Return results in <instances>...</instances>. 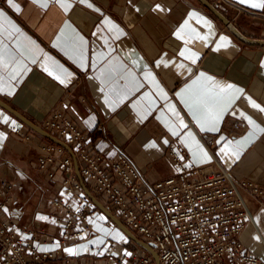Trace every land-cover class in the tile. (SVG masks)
Here are the masks:
<instances>
[{"label": "crops", "instance_id": "crops-1", "mask_svg": "<svg viewBox=\"0 0 264 264\" xmlns=\"http://www.w3.org/2000/svg\"><path fill=\"white\" fill-rule=\"evenodd\" d=\"M209 1L245 34L264 38V8L252 7L261 0H233L242 7L238 14ZM0 13V99L16 111L40 124L61 107L96 151L125 148L150 181L175 174L167 152L175 137L201 164L213 160L202 136L214 138V154L235 177L264 184V112L252 107L264 108V46L242 41L201 0H0ZM213 84L234 86L231 103L218 102ZM14 124L29 127L36 141L54 140L0 103V159L19 173L13 195L24 211L18 218L23 223L34 215L47 240L60 235L50 217L49 197L57 190L38 169L36 145L12 131ZM107 217L100 209L98 234L65 246L64 255L101 259L103 236L118 240Z\"/></svg>", "mask_w": 264, "mask_h": 264}, {"label": "built area", "instance_id": "built-area-1", "mask_svg": "<svg viewBox=\"0 0 264 264\" xmlns=\"http://www.w3.org/2000/svg\"><path fill=\"white\" fill-rule=\"evenodd\" d=\"M216 3L235 14L242 8L233 0ZM39 125L59 135L74 153L51 140L36 141L27 126H11L36 145L38 169L57 190L49 197L50 217L60 226V235L47 240L59 244L41 247L47 241L42 235L45 228L34 215L20 221L24 203L13 195L19 173L12 162L0 159V264H264V256L244 237L254 230L264 244L258 219V211L264 212V184L235 177L214 154V138L208 142L202 136L213 160L201 164L193 160L181 137H175L167 148L175 174L150 181L125 148L112 155L96 151L90 136L61 107ZM86 188L102 197L137 236L152 242L158 260L143 246H124L111 235L103 236L101 259L75 261L64 255L65 246L98 234L94 221L100 208ZM41 193L48 196L47 188L42 186ZM104 224L111 227L113 220L107 217Z\"/></svg>", "mask_w": 264, "mask_h": 264}, {"label": "water", "instance_id": "water-1", "mask_svg": "<svg viewBox=\"0 0 264 264\" xmlns=\"http://www.w3.org/2000/svg\"><path fill=\"white\" fill-rule=\"evenodd\" d=\"M213 13H215L225 24L226 26L242 41L254 44V45H263L264 46V38L259 37H252L247 34H245L243 31H241L232 20L226 16L214 3H212L209 0H201ZM0 103L4 105L5 107L11 109L14 111L19 117H21L24 121H26L29 125H31L34 129H36L41 134L45 135L46 137H49L50 139H53L54 141H57L59 143L65 144L63 141L58 139L54 134L49 132L48 130L41 127L39 124L33 122L26 116H24L22 113L16 111L13 109L9 104H7L5 101L0 99ZM77 172L79 173L78 169ZM87 192L92 197L94 203L102 210L104 211L117 225L118 227L124 231L132 240L137 242L139 245L143 246L145 249H147L150 253H152L155 258L158 260V255L156 250L153 247L152 242H147L143 239H141L139 236H137L129 227H127L124 222L116 215L114 214L100 199H98L97 196H95L88 188H86Z\"/></svg>", "mask_w": 264, "mask_h": 264}, {"label": "snow or ice", "instance_id": "snow-or-ice-1", "mask_svg": "<svg viewBox=\"0 0 264 264\" xmlns=\"http://www.w3.org/2000/svg\"><path fill=\"white\" fill-rule=\"evenodd\" d=\"M9 2L11 3V0H9ZM34 2L39 3L40 0H34ZM247 2H248V0H240V3H247ZM89 7H91V5H89ZM157 7L159 8V5ZM252 7L264 8V0H261V2L252 3ZM2 16H3V13H0V17H2ZM181 55H183V53H181ZM49 74L51 75V73H49ZM57 79H59V77H57ZM60 82L64 83L63 80H61ZM213 88L218 89L219 95L217 96V100H218L219 103H222L223 106H227V104L231 103L232 95H229V94L230 93H234L236 91L234 89L233 85L228 84L226 86H222V85H219V84H213ZM252 107L255 108V109H258L261 112H264V108H262L259 104H256L255 102H252ZM249 123L250 124H254V121H251L249 119ZM213 127H214V124H213ZM260 131L264 132V129H260ZM150 146L151 147H156L155 144H152ZM239 151H240V149L238 148L232 154H234V155H236L238 157L239 156ZM41 219H44V218L41 217ZM66 251H68L69 253H73L74 254L73 249H66Z\"/></svg>", "mask_w": 264, "mask_h": 264}, {"label": "rangeland", "instance_id": "rangeland-1", "mask_svg": "<svg viewBox=\"0 0 264 264\" xmlns=\"http://www.w3.org/2000/svg\"><path fill=\"white\" fill-rule=\"evenodd\" d=\"M33 194L31 193V198L30 199H32V196ZM32 210L33 209H28V206H27V213H32ZM262 218H264V216L260 213L259 214V216H258V219H259V221L262 219ZM260 224H261V226H262V228H263V230H264V225H262V223H261V221H260ZM110 229H114V231H115V233H116V238H118V241L119 242H121L122 243V245H124L125 246V244L127 243V245H129V247H133L134 245H138V246H140L137 242H135L134 240H132L125 232V234H123V233H121L120 232V230H119V227H118V225L113 221V225L111 226V227H109ZM113 235V234H112ZM114 236V235H113ZM244 237H245V240H251V239H253L254 238V236H253V232H252V230H248L246 233H245V235H244Z\"/></svg>", "mask_w": 264, "mask_h": 264}, {"label": "bare ground", "instance_id": "bare-ground-1", "mask_svg": "<svg viewBox=\"0 0 264 264\" xmlns=\"http://www.w3.org/2000/svg\"><path fill=\"white\" fill-rule=\"evenodd\" d=\"M119 230L121 233L125 234L124 231H122L120 228H119ZM252 232H253L254 238L251 240L249 239L248 242L258 253H260L262 256H264V244H263L260 236L258 235V233L254 230H252Z\"/></svg>", "mask_w": 264, "mask_h": 264}]
</instances>
